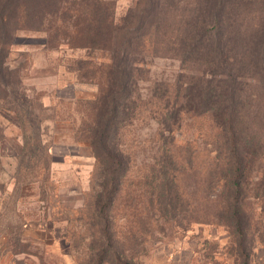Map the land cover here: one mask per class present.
Returning a JSON list of instances; mask_svg holds the SVG:
<instances>
[{"label":"rangeland","instance_id":"374dc122","mask_svg":"<svg viewBox=\"0 0 264 264\" xmlns=\"http://www.w3.org/2000/svg\"><path fill=\"white\" fill-rule=\"evenodd\" d=\"M111 1L120 21L138 0ZM60 2L17 0L21 8L10 19L22 28L9 46L8 67L18 75L29 99L41 103L36 112L42 123L40 147L31 156L33 165L26 168L30 154L23 152L26 137L20 120L4 109L3 103H10L0 97V126L4 127L0 137V264H89L91 234L96 236L90 204L99 177L96 156L81 129L93 117L106 87L108 54L91 44L85 28L86 22L94 21L95 15L88 11L93 5L83 0ZM168 3L180 8L214 4L213 0ZM220 5L259 7L264 3L229 0ZM144 67L138 83L144 96L138 102L139 112L124 121L119 133L130 167L112 211L116 235L136 245L140 264H234L228 228L215 221H196L202 207L212 209L215 203L207 195L206 175L216 167L215 156L220 153L214 141L217 127L209 115L189 112L174 132L163 131L158 115H151V110H159L160 102L147 96L148 88L174 82L181 63L150 55ZM169 147L176 154L179 188L189 204L164 221L157 219L150 204L151 180L162 161L161 153ZM45 156L50 160L46 167ZM247 209L254 229L258 228L251 264H264V242L258 231L261 202L254 194L247 200Z\"/></svg>","mask_w":264,"mask_h":264},{"label":"trees","instance_id":"16d2710c","mask_svg":"<svg viewBox=\"0 0 264 264\" xmlns=\"http://www.w3.org/2000/svg\"><path fill=\"white\" fill-rule=\"evenodd\" d=\"M64 1L68 0L60 3ZM83 1L93 5L88 11L95 15L85 27L90 42L108 54L106 87L93 117L81 129L96 156L99 177L90 204L96 236L91 234L89 264H140L136 245L116 235L112 211L130 167V156L120 142V128L139 112L138 102L144 96L138 83L150 55L181 63L174 82L154 83L148 88L147 96L160 102L159 110H151V115H158L162 130L174 132L189 112L209 115L217 127L214 141L220 153L215 156L216 167L206 175L207 195L215 203L212 209L202 207L196 221L225 225L233 237L234 264H251L258 229H254L247 209L252 194L261 202L258 231L264 242V5L227 8L220 3L229 0H213L209 6L180 8L169 0H138L117 21L114 1ZM18 7L17 0H0V97L10 103H3L4 109L20 120L26 137L23 152L30 154L24 165L27 168L33 165L31 156L40 147L42 121L36 111L41 103L29 99L7 63L9 46L22 28L10 23ZM3 107L0 104V109ZM3 133L0 126V137ZM161 155L159 168L153 170L150 204L158 220L168 221L186 210L189 201L179 188L175 152L169 147ZM48 160L45 156V167Z\"/></svg>","mask_w":264,"mask_h":264}]
</instances>
